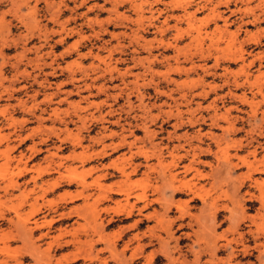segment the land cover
<instances>
[{"label":"rangeland","instance_id":"obj_1","mask_svg":"<svg viewBox=\"0 0 264 264\" xmlns=\"http://www.w3.org/2000/svg\"><path fill=\"white\" fill-rule=\"evenodd\" d=\"M36 1L0 0V259L13 264L20 254L22 243L13 240L17 228L9 221L16 220V206L22 215L37 208L33 220L54 221L52 235L58 228H73L85 240L86 235L96 236V225L101 224L103 235L117 241L119 251L122 241L139 232L128 226L143 215L135 211L125 221L124 213L113 210L126 204L122 194L136 197L146 192L153 205L144 214L163 213L170 206L162 223L163 242L153 241L129 264H148L145 255L152 251L157 257L149 264H264V229L247 233L248 228L255 229L248 221L239 228L242 240L234 241L232 248L222 247L224 235L232 238L229 226L242 210L248 216L262 211L256 197L248 200L251 193L260 195L252 180L262 182L264 173L244 178L247 168L242 159L251 158V152L257 159L264 157V0ZM245 94L251 104L242 100ZM220 113L233 119L234 130L224 133L226 121ZM123 135L132 151L143 147L149 154L147 162L154 168L148 175L143 165L127 180L118 172L121 165L131 170L129 144L118 146ZM216 147H227L232 165L237 164L230 173ZM194 151L195 166L209 175L196 187L218 204L210 210L197 199L188 201L189 214L201 217L203 226L197 219L192 228H179L189 221L177 218L192 195L171 196L162 166L174 158L179 176L189 179L191 174L182 172L181 166L192 160ZM158 153L161 166L156 163ZM132 162L145 161L134 155ZM215 166L223 170L213 178L211 168L220 172ZM118 189L122 194L113 193ZM82 191L85 197H75ZM168 220L176 221L172 235L164 233ZM153 223V218L146 219L139 230L146 231ZM119 228L126 232L124 238ZM41 232L34 233L39 258L47 255L51 241L38 239ZM214 240L218 251L210 250ZM57 249L56 245L50 249L53 259L75 250ZM242 257L246 261H239Z\"/></svg>","mask_w":264,"mask_h":264},{"label":"bare ground","instance_id":"obj_2","mask_svg":"<svg viewBox=\"0 0 264 264\" xmlns=\"http://www.w3.org/2000/svg\"><path fill=\"white\" fill-rule=\"evenodd\" d=\"M36 1V0H35ZM37 2V1H36ZM35 3V2H34ZM226 3V2H225ZM47 3H45L46 5ZM33 5V4H32ZM31 5V6H32ZM12 6V5H11ZM33 7V6H32ZM35 7V5H34ZM254 13V12H253ZM186 14V13H185ZM191 17V16H190ZM189 19V18H188ZM192 19V18H190ZM36 25V24H35ZM225 30V29H224ZM200 35V34H199ZM200 41V40H199ZM237 53V52H236ZM239 53V52H238ZM241 55V54H240ZM233 56V54H232ZM237 56V55H235ZM242 57V56H240ZM178 67V66H177ZM179 68V67H178ZM178 68H176L178 70ZM246 73V72H245ZM248 75V74H247ZM249 76V75H248ZM259 78V77H258ZM256 77V81H258V79ZM234 80V79H233ZM247 81L248 80V77L246 76V79L244 78L243 81ZM260 80V79H259ZM228 83V82H227ZM250 84V82H247ZM262 83V82H261ZM237 84V83H235ZM251 84H253L251 82ZM258 84V83H257ZM256 84V86H257ZM239 84H237L238 86ZM244 85V84H243ZM258 86H261L258 84ZM257 86V87H258ZM257 92H262V89L261 87H258V90ZM230 93V92H229ZM243 95V94H242ZM241 95V96H242ZM239 96V98L241 97ZM246 94L244 96H242V100L245 101V102H248L249 104H251L248 99L246 98ZM238 97V96H236ZM238 98V99H239ZM254 111H256L254 109ZM229 112V111H228ZM177 113V112H176ZM225 113V112H224ZM227 113V112H226ZM216 114V113H215ZM214 114V115H215ZM179 115V114H178ZM177 115V116H178ZM220 115H222V118L226 121V126H222L223 128V131L224 133L225 132H230L232 130L235 129V125H234V122L232 120H229V116L228 115H223V113ZM91 116L94 117V114H91ZM261 116L263 117L264 116V111L263 113H261ZM179 117V116H178ZM212 116L210 115V118ZM214 117V116H213ZM253 117V116H252ZM101 119H103V117H101ZM180 119V118H179ZM213 119V118H212ZM211 120V119H210ZM219 120V119H218ZM216 122V121H215ZM214 122V123H215ZM213 123V122H212ZM213 123V125H214ZM218 123V122H217ZM236 123V122H235ZM143 124V123H142ZM144 125V124H143ZM142 125V126H143ZM218 125V124H217ZM219 126V125H218ZM124 128V127H123ZM259 128V127H258ZM262 128V127H261ZM237 129V128H236ZM222 131V132H223ZM130 132H132L130 130ZM198 132V131H197ZM247 132V131H246ZM223 133V134H224ZM198 134V133H197ZM210 134V133H209ZM211 134H214V133H211ZM210 134V135H211ZM216 134V133H215ZM214 134V135H215ZM213 136V135H211ZM210 136V137H211ZM222 136V135H221ZM181 137V136H180ZM209 136L207 135V138ZM214 137V136H213ZM217 137V136H216ZM214 137V138H216ZM222 138V137H221ZM179 139V138H178ZM189 139V138H188ZM200 139V138H198ZM213 139V138H211ZM226 139V138H224ZM102 140V139H101ZM214 140V139H213ZM218 140V139H215V141ZM227 140V139H226ZM220 141V140H219ZM222 141V139H221ZM217 142V141H216ZM214 142V143H216ZM237 142V141H236ZM125 143H128V140L126 139V136L123 135L121 138H120V142L118 144V146L120 145H125ZM221 143V142H220ZM219 143V144H220ZM227 143V142H226ZM129 144V145H128ZM128 147L131 151V154L129 155V158L131 160L130 163H129V167H131V170H127L126 169V165H121V166H117V170L118 172L123 176L122 178H124L125 180L129 179V177L136 173L138 171V168L143 165L144 167V172L146 175L149 174V172H151L154 168L153 165H150L148 164L147 160L149 159V154L147 153V151L144 150L143 147H137L136 150L132 151L131 150V144L132 143H128ZM181 144V143H180ZM218 144V143H216ZM218 144V145H219ZM191 145V144H190ZM189 145V146H190ZM197 145V144H195ZM209 145V144H208ZM217 145V146H218ZM222 145V144H220ZM227 146V145H226ZM175 147V146H174ZM177 147V145H176ZM180 147V146H178ZM198 149L200 150V152H205L204 150H202L198 145H197ZM219 147V146H218ZM218 147H216L218 149ZM173 148V147H172ZM187 148V147H186ZM193 148H196V147H193ZM177 148H175L176 150ZM179 149V148H178ZM197 149V148H196ZM194 149V150H196ZM207 149V148H205ZM263 149V148H262ZM172 150V149H171ZM189 150V149H188ZM198 150V151H199ZM219 153H221L219 156L222 157V161L221 163L223 164V167L225 168L226 172L230 173V169L232 167H237L235 165H232V162L230 161V154L228 152V149L227 147H220V149H218ZM160 151V150H159ZM185 151V150H184ZM208 151V149H207ZM254 151V150H253ZM171 154H173L172 151H170ZM209 152V151H208ZM213 152V151H212ZM3 153V152H2ZM105 153V152H104ZM252 153V157L249 158V157H245L244 159H242V163L246 166L247 168V171L245 172L246 174L244 175L245 177L244 178H248L250 180L253 179V175L255 173H264V157L262 159H257L256 158V155H255V152H251ZM188 154V153H187ZM216 153H214L215 155ZM134 155H139L141 157H143L144 159V164L143 163H135L133 164L132 162V159H134ZM179 155V154H178ZM177 155V156H178ZM249 155V154H248ZM180 156H183V155H180ZM10 157V156H9ZM195 157L197 158V155L194 151L193 153V158L191 161H189L187 164H183L181 167H182V172L184 173H190L191 174V177L189 179H187L186 177H180L179 176V171L177 169L178 167V161H176V159L174 160V158L172 159V161L165 165V166H162V168H166L167 170L166 171H163L162 173V177H164L166 180V182L168 183V188L169 190H171V196H175V195H180V194H186V195H192V197L188 198V200H186L185 202H183L186 206V210L184 209V211L182 210V213L180 214V216L177 218L178 221H185V217H188L189 221L186 225H183L180 223V225L178 226L179 228H187V226L191 227V223H193L192 221H196L197 223V219H198V216H192L189 214V204H188V201H195L196 199L199 200L203 206H208V208L211 210H215L214 208H216V204H218L217 200H215L214 198H205V194H202L201 192L203 191L202 188H197L196 186H198V183L200 182V180H204L206 179L209 175L207 173H203L202 170H200L199 167H196L195 166ZM11 158V157H10ZM157 165H162L163 164V159L161 158V155L160 153L157 154ZM20 159V158H19ZM178 159H181V157H179ZM10 160V159H9ZM8 160V161H9ZM201 160V159H198V161ZM11 161V160H10ZM128 161V162H129ZM195 161V162H194ZM202 162H204V160H201ZM224 161V162H223ZM208 163V162H207ZM216 163V161H215ZM155 164V162H154ZM217 164V163H216ZM221 164V165H222ZM156 165V164H155ZM213 165V164H212ZM220 165V164H219ZM18 166V165H17ZM208 166H211L209 165L208 163ZM218 166V165H217ZM156 167V166H155ZM158 167V166H157ZM173 167L174 169H171ZM180 167V166H179ZM220 167L222 166H219L215 168L216 169H219L218 171H220ZM202 168V167H201ZM156 169V168H155ZM158 169V168H157ZM177 169V170H176ZM223 170V169H221ZM149 171V172H148ZM13 172V171H12ZM23 171L20 169L18 171V175H20ZM224 172V171H223ZM221 171L219 173L216 172L215 169L211 168V172L209 173L210 174V177H213L215 178L216 177V174L217 175H220L221 176ZM189 174V175H190ZM160 175V174H159ZM158 176V175H157ZM149 177V176H148ZM241 177V176H240ZM220 178L219 176H217L216 180ZM222 178V177H221ZM242 178V177H241ZM11 179V183L13 186L16 185V183L14 181H12V178ZM227 179V178H226ZM215 180V179H213ZM219 180V179H218ZM228 180V179H227ZM231 180V179H230ZM241 180V179H240ZM233 181V180H232ZM255 185H257V187L259 188L260 190V195L259 196H254L252 193L250 194V199L248 201H254L253 198L256 197L257 201H259L258 203H260V206H262V211L264 210V193L261 192L262 189H264V180L261 182L259 180H252ZM217 181H215V184ZM220 182V181H219ZM222 183V182H220ZM233 183V182H232ZM228 185V183H226ZM214 185V183H213ZM212 185V186H213ZM240 185V184H239ZM219 186V185H218ZM233 186V185H232ZM202 187V186H201ZM220 187V186H219ZM227 187V186H226ZM234 187V186H233ZM198 189V190H197ZM238 191V189H237ZM6 192V191H5ZM122 190H117L115 192H113L114 194H122ZM231 192V191H230ZM42 193V192H41ZM106 194V197L109 198L110 197V194H108L107 192H105ZM146 192L144 193H141V195H138L136 197L134 196H130L131 194L126 192L124 194H122V200L126 202L125 205H120L118 207H116L113 211L115 214H122L124 213V217L122 218V220H130L133 218L134 216V212H138L139 214L143 215V218H135L133 219V222L130 224V226H128V229H132V230H138L139 232H136L132 235H130V237H128L126 240L122 241V248L118 251L116 249L117 247V241L116 242H111L109 240H107L105 238V235H103L104 231L101 230L102 229V225L101 224H98L96 225V229L97 231H94V235L96 236H91V235H86L85 236V240H83L81 238V236L78 234V231L76 229H73V232H72V229L70 230H65V229H60L58 228V233L52 235L50 234L51 232V229L53 228V223L54 221H47V220H37V219H34L33 220V214L36 212V211H39L37 208L35 207H32L31 210L22 215L20 210L17 209V206L16 207H12L13 208V212L15 213V218L16 220L14 221L13 219H9L10 222L14 223V225L16 226L17 229L16 230V234H11V236H13V240L16 239V240H20L21 241V249L19 250L20 254H17L16 256H14L13 258V264H77L79 261L83 260V264H86V261L88 262H91L92 261H96L98 262V264H109L112 260H115L114 264H129L131 260H133L134 258L138 257V256H141V255H144L145 252H146V249L147 247H149L150 244L153 243V241H156L157 244H161L163 242V238H162V234H161V231L164 230L162 228V223L165 222L163 221L166 216L168 215V212L170 210V206L167 204V206H165L164 208V211L163 213H159L157 210H154L152 211V213L150 214H144L143 211L147 208H150L152 207L153 205V199H150V197L146 196L145 195ZM222 193V191H221ZM233 193V192H232ZM239 193V192H238ZM83 194H85L83 191L82 192H79L77 194V196L75 195V197H85ZM88 194V192H87ZM91 194V193H90ZM225 194V193H224ZM230 194V193H229ZM249 194V193H248ZM216 195V193H215ZM219 195V194H218ZM223 195V194H222ZM231 195V194H230ZM235 194L231 195V196H234ZM170 197V196H169ZM219 197V196H218ZM74 198V197H72ZM172 198V197H171ZM217 198V197H216ZM130 199H134V200H130ZM209 199V200H208ZM167 200V199H166ZM84 201V200H83ZM88 202V201H87ZM152 202V203H151ZM209 202V203H208ZM234 202V201H233ZM85 203V202H84ZM83 203V204H84ZM129 203V204H128ZM166 203H170V202H166ZM177 203V201H176ZM13 204V203H12ZM21 204V203H19ZM163 204V203H162ZM164 205V204H163ZM236 205V204H235ZM23 206V205H21ZM90 206V205H89ZM93 207V206H92ZM183 207V205H182ZM181 207V209H183ZM202 207V206H201ZM225 207V205L223 206ZM79 208V207H77ZM76 208V209H77ZM83 209V207H80ZM87 208V207H86ZM84 208V209H86ZM207 208V209H208ZM75 209V210H76ZM83 209V210H84ZM103 209V208H102ZM208 209V210H209ZM12 210V209H11ZM75 210H73L75 212ZM90 210V209H88ZM92 210V209H91ZM85 211V210H84ZM87 211V209H86ZM97 211V210H96ZM261 211V210H260ZM257 212V214L255 215H252V216H248L245 212V210L240 213V215L238 214V217L236 218V221H234V224H232V226H229L230 229H231V234H232V238L228 239L226 238V236L224 235V242L222 243V247L228 245L232 248V244L233 242L235 241H238L239 240H242V238L244 237V233L240 232L239 231V228H241V224L242 222L244 221H248L249 222V226H252L255 228V229H252V228H248V231L247 233H251V234H254V233H260V231H262L264 229V212ZM4 212V211H3ZM70 211H68L69 213ZM90 212V211H88ZM95 212V211H94ZM216 211H213L211 217H213V219L216 218ZM39 213V212H38ZM67 212H64L65 216L66 214H68ZM84 213V212H83ZM211 213V212H210ZM231 213H234V212H231ZM63 214V213H62ZM61 214V216H62ZM70 214V213H69ZM74 214V213H73ZM72 214V215H73ZM97 214V213H96ZM188 214V216H186ZM235 214V213H234ZM76 215V214H75ZM90 215V214H89ZM99 215V214H98ZM232 215V214H231ZM1 216V214H0ZM8 216V215H7ZM120 216V215H119ZM123 216V215H121ZM4 217V216H3ZM77 217V215H76ZM80 217V216H79ZM117 217V216H116ZM200 217V216H199ZM14 218V217H13ZM36 218V217H35ZM153 218V225L152 226H148L147 227V230L146 231H140V227L144 224L145 220L146 219H152ZM231 218H234V217H231ZM53 219V218H52ZM55 219V218H54ZM83 219V218H82ZM175 219V218H174ZM196 219V220H195ZM203 219V218H202ZM235 219V218H234ZM102 220V219H101ZM110 220V219H109ZM112 220H115L114 218H112ZM176 220V219H175ZM175 220H168L169 222V225L168 227L165 228V232L166 235H172L171 233V229H172V225L174 223H176ZM1 221V220H0ZM198 221H200V223L198 222L197 225H202V221H201V217L198 219ZM210 221V220H209ZM77 222V221H76ZM109 222V221H108ZM233 222V221H232ZM130 223V222H129ZM128 223V225H129ZM186 223V222H185ZM202 223V224H201ZM11 224V223H10ZM45 224H47V226H44ZM103 224V223H102ZM106 224V223H105ZM104 224V225H105ZM206 224V223H205ZM13 225V226H14ZM87 225V224H86ZM165 225V224H164ZM208 225V224H207ZM203 226V225H202ZM214 227V225H212ZM211 226V227H212ZM46 228V231L44 232H41V229L43 228ZM120 227V226H119ZM126 226H124L125 228ZM88 228V227H87ZM95 228V227H94ZM104 229V228H103ZM120 229V228H119ZM122 229H123V226H122ZM122 229H120L122 232ZM145 229V228H144ZM229 229V230H230ZM5 230V229H4ZM10 230V228H9ZM92 230V229H90ZM37 231H40L41 233L39 234L38 236V239H42L44 237H48L50 238L48 242V245H47V251L45 254H47L46 256H44L43 258H39L37 257V252L39 251L37 246H35V241H34V233L37 232ZM85 231V230H84ZM93 231V230H92ZM103 231V233H102ZM246 231V230H245ZM1 232V231H0ZM8 232V230L6 231ZM10 232V231H9ZM8 232V233H9ZM124 232V231H123ZM123 232L121 233L124 238L126 232ZM209 232V231H207ZM212 232V231H211ZM199 234V232H197ZM6 234V233H5ZM106 234V233H105ZM10 235V234H9ZM207 235V234H206ZM222 235V234H221ZM262 235V234H261ZM5 236H8V235H5ZM5 236H2V237H5ZM66 236H70L69 238H65ZM108 236V235H107ZM113 236V235H112ZM118 236V235H116ZM200 236V235H199ZM202 236V235H201ZM256 235H254L255 237ZM259 236V235H258ZM205 237V236H204ZM252 237V236H251ZM253 237V238H254ZM9 238V237H8ZM84 238V237H83ZM121 238V237H120ZM202 238V237H201ZM258 238V237H256ZM144 239H148V243H143V240ZM118 240V238H117ZM256 240V239H254ZM10 241V240H9ZM8 241V243H9ZM256 242V241H255ZM7 244V243H6ZM19 244V245H20ZM103 244L102 247H100V245ZM135 244V245H134ZM3 245V244H2ZM52 245H56V247L58 248L57 250H66L68 247H73L75 250L74 252H72L71 254H68L69 252L67 251L66 252V255H63L61 257H58V258H52V256L50 255V249L52 248ZM88 246V249H84L83 247L84 246ZM221 246V245H220ZM254 246V245H252ZM3 247V246H2ZM1 247V249H2ZM8 247V246H7ZM11 247V246H10ZM163 247V246H162ZM236 247V246H235ZM18 248V247H17ZM212 249L210 250H214V251H218L219 249V246L217 245V242L214 240L212 242ZM257 248V247H256ZM19 249V248H18ZM24 249V250H23ZM7 251L9 250L10 251V248L6 249ZM5 250V251H6ZM15 250V249H14ZM23 250V251H22ZM55 250V249H54ZM155 250V249H154ZM231 250V249H230ZM13 251V250H12ZM56 251V250H55ZM129 251V259L128 256H126V252ZM212 251V252H214ZM18 252V251H17ZM148 252V251H147ZM162 252V251H161ZM165 252V251H164ZM230 253L228 255H230V258H234L233 255L235 256L234 252L232 251H229ZM52 253V252H51ZM156 251H152L150 252L149 254L145 255L146 259L148 260V264L150 262H152L156 257L157 255L155 254ZM260 253V252H259ZM263 253V252H262ZM12 254V253H11ZM68 254V255H67ZM246 254V253H245ZM199 255V254H198ZM214 255V253H213ZM6 256V255H5ZM42 257V256H41ZM127 257V258H125ZM172 258V257H171ZM197 258V257H196ZM6 259V258H5ZM142 259V258H141ZM200 259V258H199ZM31 260V262H30ZM29 261V262H26ZM33 261V262H32ZM95 262V263H96ZM262 263V262H261ZM0 264H9V262L7 260H3V259H0ZM88 264V263H87ZM97 264V263H96ZM134 264V263H133Z\"/></svg>","mask_w":264,"mask_h":264},{"label":"crops","instance_id":"obj_3","mask_svg":"<svg viewBox=\"0 0 264 264\" xmlns=\"http://www.w3.org/2000/svg\"><path fill=\"white\" fill-rule=\"evenodd\" d=\"M205 258H206V256L204 255V256L201 257V260H203V259H205ZM242 258H243V259H242ZM242 258H241V259L239 258V261H241V262L246 261L244 257H242ZM188 259H190V256L188 257Z\"/></svg>","mask_w":264,"mask_h":264}]
</instances>
